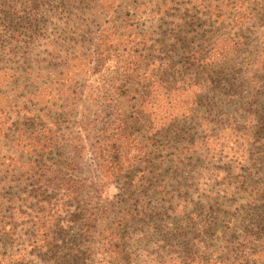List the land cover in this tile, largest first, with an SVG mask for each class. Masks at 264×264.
Wrapping results in <instances>:
<instances>
[{
    "label": "trees",
    "instance_id": "trees-1",
    "mask_svg": "<svg viewBox=\"0 0 264 264\" xmlns=\"http://www.w3.org/2000/svg\"><path fill=\"white\" fill-rule=\"evenodd\" d=\"M252 21L264 0H0V264L59 263L55 224L62 264H264Z\"/></svg>",
    "mask_w": 264,
    "mask_h": 264
},
{
    "label": "rangeland",
    "instance_id": "rangeland-1",
    "mask_svg": "<svg viewBox=\"0 0 264 264\" xmlns=\"http://www.w3.org/2000/svg\"><path fill=\"white\" fill-rule=\"evenodd\" d=\"M252 23L254 24L255 21H252L251 24L249 23V25L245 26V29L243 31V45L241 46L242 48L239 49L240 52L237 53V61H236V68H239V72H244L247 70L248 67H250L249 65H246V63L251 64L254 61H256L257 59L259 60H264V56H262L263 52V37L264 34H262L263 31V26L261 23L252 26ZM264 67V66H262ZM261 73V68L258 70ZM205 102L201 101L200 105H197V107L192 106V110L194 111L193 115L194 116H199L203 113V116H206L204 111H205ZM237 108H231V109H225L224 111H231V110H236ZM209 123L204 121V124L207 125ZM197 124H203V122H196L193 126L197 125ZM247 152V151H246ZM249 153V158H253L252 154L253 151L248 150ZM189 156V160H190V165L193 166L194 164L196 165L195 167H191L190 169V173H192L193 175H197L196 176V180L194 181V183L192 184V193H190V198L191 199H195V195L196 192H207L210 190H214V186L210 185L209 187H207L206 185L209 183L206 180V176L205 175H200L199 173H201L202 171H205V169H210V164L203 161L202 160L199 162V164H197L198 162L196 161V157L192 156L191 153L188 154ZM203 158V157H202ZM91 163V159L90 156H87L85 159V168H88V164ZM212 164L215 166V162L214 160L212 161ZM90 165V164H89ZM216 165H219V163H217ZM203 167L200 169V167ZM260 171L264 173V163H262L261 165L258 166ZM179 174V173H178ZM192 175V176H193ZM256 181V180H255ZM209 185V184H208ZM183 187V185H182ZM185 187V185H184ZM107 192L112 195V194H116L117 193V189L115 185H111L109 186ZM61 228L65 230V234H60ZM76 225L70 224L67 228H63V226L61 224H55L54 225V240H53V244L56 247H59V252H56L54 255L51 256L52 260H55L56 262H59L57 264H62V263H67V261H69L70 256L66 253V252H62L61 248H66V247H70L72 245L70 237L71 235H73V233L76 231ZM31 261H33L35 264L39 263V264H50L52 263L50 261V259L48 260L45 257L42 256H33L30 259Z\"/></svg>",
    "mask_w": 264,
    "mask_h": 264
}]
</instances>
